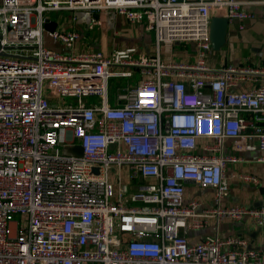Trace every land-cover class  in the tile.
<instances>
[{
	"label": "built area",
	"instance_id": "obj_1",
	"mask_svg": "<svg viewBox=\"0 0 264 264\" xmlns=\"http://www.w3.org/2000/svg\"><path fill=\"white\" fill-rule=\"evenodd\" d=\"M63 12L91 29L115 12L155 52L61 54L48 39H80L46 30ZM214 17L244 30L255 15L240 0H0V264H264L240 238L183 233L212 218L264 226V207L222 205L231 179L259 182L228 167L264 153V67L208 65ZM166 44H193L196 61L165 62ZM112 79L130 81L114 106ZM187 183L212 189L213 207L199 213Z\"/></svg>",
	"mask_w": 264,
	"mask_h": 264
},
{
	"label": "crops",
	"instance_id": "obj_2",
	"mask_svg": "<svg viewBox=\"0 0 264 264\" xmlns=\"http://www.w3.org/2000/svg\"><path fill=\"white\" fill-rule=\"evenodd\" d=\"M244 9L255 15L254 19L245 23V29L240 30L237 23L229 24L227 42L220 51L221 57L212 63L221 66L251 65L264 67V0H240ZM101 19L103 25H97L89 30L83 15L78 16V22H74L70 30L80 34V39L73 48H66L63 44L48 39V46L64 55L78 54L84 51H102L107 55L117 50L136 48L137 54L152 56L155 52L154 36L146 31L142 25H133L115 12L105 15H96ZM67 23L64 19L60 25ZM90 34L92 36H90ZM179 46V51L175 52ZM214 51L210 55L213 54ZM196 49L193 44H166L163 48V60L165 62H189L196 61ZM215 53V52H214ZM209 55V56H210ZM208 58V57H207ZM127 80V79H126ZM130 81L124 84H116L117 92L113 98L110 97L111 105L116 104L117 95L126 88ZM230 149V146H228ZM230 153L231 150L229 151ZM243 162L228 167V174L246 173L258 177L257 184L242 182L236 178L230 180L229 196L223 201L224 207L241 206L245 208L264 207V164L259 158L264 153L256 151L239 154ZM127 172V170H126ZM141 183L139 179L138 182ZM135 189L133 185L132 190ZM186 199L197 200L201 203L198 212L201 213L214 205V191L212 189H201L193 183L186 184ZM189 220V224H190ZM190 242L196 243L209 236L218 235L221 239L240 238L246 241L248 248L253 250H264V226H258L250 217L240 220L223 219L219 224L215 218L209 219L207 226L202 228H191L183 232ZM235 247L230 248L233 250Z\"/></svg>",
	"mask_w": 264,
	"mask_h": 264
},
{
	"label": "water",
	"instance_id": "obj_3",
	"mask_svg": "<svg viewBox=\"0 0 264 264\" xmlns=\"http://www.w3.org/2000/svg\"><path fill=\"white\" fill-rule=\"evenodd\" d=\"M56 22H49L46 24V30L53 32L56 28ZM229 23L228 20L221 17H214L210 26V42L214 52H220L225 47L227 42ZM83 150L80 147L74 149H66V155H73L81 157Z\"/></svg>",
	"mask_w": 264,
	"mask_h": 264
},
{
	"label": "rangeland",
	"instance_id": "obj_4",
	"mask_svg": "<svg viewBox=\"0 0 264 264\" xmlns=\"http://www.w3.org/2000/svg\"><path fill=\"white\" fill-rule=\"evenodd\" d=\"M50 18L52 20H54L55 22L58 21L59 27H58L57 31L59 33H66V32H68L70 30L69 28H72V25H73V21L72 20H73V18L66 12H63V13H52ZM64 19L67 21V23L66 24L63 23L62 25H60V22L62 20H64ZM89 30H91V28H89ZM90 36H92V35L90 34ZM179 49H180L179 46H177L175 52L179 51ZM221 54H222L221 52H215V53L213 52L212 55L208 56V58H207L208 65H210L211 67L218 68V66H216L215 64L212 63V60L215 59L217 61L218 59H220ZM125 82H127L126 79H112L110 81V84H109V95H110L111 98H113L115 96V93L117 92L116 84H124ZM70 102H72L70 99H66L65 100V103H70Z\"/></svg>",
	"mask_w": 264,
	"mask_h": 264
}]
</instances>
